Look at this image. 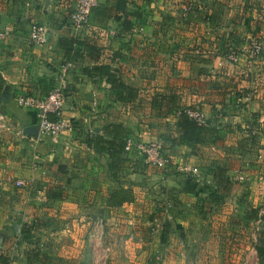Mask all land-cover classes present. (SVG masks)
<instances>
[{
	"label": "crops",
	"instance_id": "0c3cea01",
	"mask_svg": "<svg viewBox=\"0 0 264 264\" xmlns=\"http://www.w3.org/2000/svg\"><path fill=\"white\" fill-rule=\"evenodd\" d=\"M71 1L0 0V28L11 29L9 36L0 41V74L10 84L8 92L0 100V129L3 128L0 131V146H3L0 149V200L13 203L16 210L36 211L30 206L24 208L22 201L16 202L12 197L14 191L22 189L16 187L15 181L22 179L26 185L24 177L31 170L35 185L53 186L58 185L59 180L64 182L65 177L70 179L69 192L74 202L82 198L81 194L88 200L102 194L99 191L101 187L91 184L108 180L106 157L88 148L81 133L93 129L103 134L105 127L112 124H122L127 132H134L133 136L143 140L163 141L164 154L169 159L165 168L149 164L141 166L134 160L137 154H127L128 171L140 181L143 179L144 186L153 179L151 169L159 173L158 184L162 185L167 178H172L170 174L175 171L195 179L189 168H198L201 176L207 178L206 168L215 161L216 164L227 165L228 174L235 182V176L241 171L239 168L250 163L246 160L247 155L253 154V151H247L250 147L260 142L255 149L264 155V54L252 60L249 52L250 36L264 40V17L257 22L258 13L264 16V0H129L130 9L143 12V20L133 18L134 28L129 32L123 31L119 22L103 18V9L111 6L114 0H101L100 11L94 10L91 14L90 31L78 38L101 48V53L98 58L93 52L89 55L84 53V58L72 61L73 66L66 77V114L72 120V128L61 134L57 142L47 136L34 139L21 134L24 140L12 137V123L17 121L21 124L22 131L26 126L38 124L33 110H18L20 115H15L19 118L11 113L12 104H17V95L44 97L58 70L54 69L58 56L52 50L63 51L57 41L62 37L77 38L79 35L73 31L66 11L68 7L73 9ZM32 19L48 22L45 24L49 28L47 45L29 43L30 29L35 21L30 28L26 22ZM95 33L106 35L102 44H97ZM232 52L238 54V61L230 59ZM67 61L66 57L64 63ZM95 62L118 68L124 81L139 90L138 97L128 102L117 101L104 79L90 78L79 68L80 65L93 66ZM248 89L253 91L251 103L237 106L236 96ZM163 92L178 94L181 108L201 113L205 125L218 128L217 136L209 138L196 152L174 143L172 139L178 136L176 122L179 111L159 117L152 109L153 97ZM3 104L4 107L1 106ZM246 123L259 128L257 137L246 135ZM15 139L20 143L14 145ZM21 143L38 149L35 152L39 153L40 160L36 168L32 167V155L23 152ZM256 161L259 162L258 158ZM59 165L64 171L58 170ZM65 171L66 174L63 173ZM173 182L167 181L168 184ZM197 183V187L190 185L186 189L196 188L195 195L187 202L190 205L198 200L197 189L206 186L205 179L203 183ZM139 187L143 186L139 184ZM47 188L43 187V192L38 190L46 201ZM140 189L144 199L145 189ZM237 190L234 183L232 195ZM137 202L131 208L137 207ZM151 202H147L148 209L154 205ZM71 208V216H80L86 211L76 205ZM228 211L217 215L218 220L226 219ZM172 213L171 217H165L172 220ZM3 231L5 229L0 230V248L7 247L2 243L6 238ZM188 235L193 237L188 242L196 240L202 257L198 263L210 264L219 257L220 248L226 245L221 239L226 238L227 241L230 232L218 224L201 226ZM178 245L183 249L185 242L180 241Z\"/></svg>",
	"mask_w": 264,
	"mask_h": 264
},
{
	"label": "rangeland",
	"instance_id": "374dc122",
	"mask_svg": "<svg viewBox=\"0 0 264 264\" xmlns=\"http://www.w3.org/2000/svg\"><path fill=\"white\" fill-rule=\"evenodd\" d=\"M73 2L74 0L71 1V4ZM66 11L70 15L72 8L68 7ZM91 19L78 32L77 38L84 37L90 31ZM262 20L263 18L257 22ZM33 21L48 25V22L43 19H32L26 22L27 28H30ZM99 33H95L98 38V40L96 39L98 45L104 42L102 39H106V35ZM52 51L58 56L55 59L54 69L56 71L58 68V70L53 77V86L60 83L66 86V78L65 81L61 82L58 75L66 56L63 51ZM1 106L4 107L5 104ZM11 109V113L18 117L19 111L22 110L23 112V109L26 108L21 109L17 104L16 106L12 104ZM12 125L14 127L12 126L11 136L22 139L20 137L22 125L17 124V121ZM18 131L20 135L17 134ZM90 132L96 133L93 129L88 131V133ZM128 133L133 136L134 132ZM86 134L87 132H83L82 137L84 138ZM17 139L13 140L14 145L20 143V140ZM257 143L260 144V142ZM258 144L257 146H259ZM21 146L23 152L32 155V160H34V154H37L35 151L38 149H32L30 145L27 146L22 143ZM257 146L254 144L247 150L248 152L253 151V154L246 157V160L250 162L248 166H246L247 163L244 164L246 181H235L238 190L234 192V196L232 195L214 208H210L208 204L205 211L198 207V201L191 203V205L187 203L190 200L189 197L195 195L196 188L186 190L185 178L187 177L181 176L180 171L173 172L170 174L173 175L172 178H167L165 184L159 185V173L151 169L153 179L145 186L143 179L140 181L135 175H132L131 171H127L124 179L127 184L130 185L131 183L134 199L117 209L110 208L105 203L109 193L116 186L109 178L108 180L102 179L103 183L91 184L95 187H101L99 191L102 194H96L88 200L86 195L80 193L79 196L82 198H78L79 200L74 202L70 197L72 193L69 192L71 186L65 177L64 182L59 180L58 183L66 187L65 195L60 202H55L58 200L49 201L47 199L46 201L43 194L38 192L39 189L43 192V187L49 186L47 184H33L36 181L32 180L33 172H31L32 170L27 171V176L24 177L27 180L26 185L22 187L16 185L22 189L20 192L14 191L12 197L16 202L22 201L24 208L30 206L36 211L26 213L24 209L16 210L13 203H4L3 200H0V215L3 217L2 219L0 217V230L5 229L3 232L7 238V240L4 238L2 241V243L7 244V247H1L0 254L5 253L9 257L10 264H200L198 261L202 257L199 256L196 240L188 242L193 238L188 234L195 233V230L201 226L214 227L219 224L225 231L228 230L230 235L227 236L229 237L227 241L226 238L221 239L222 242L225 241L224 244L226 245L220 248L219 257L210 264H259L256 244L260 238H264V219L258 221L242 219L243 210L237 205L239 198L246 195L249 207L257 208L259 215L264 216V155L257 153L255 149ZM1 148L3 146H0ZM138 157H135L134 160L146 167L148 164L142 160L139 161L140 158L137 159ZM257 158L259 162L256 161ZM61 166L59 165L58 170ZM241 167L239 170L244 169ZM168 180L174 182L168 184ZM139 184L143 187H139ZM140 188L145 189L146 197L144 199H142L140 193L142 189ZM183 196L185 199H181ZM150 200L154 202V205H150L148 209L147 202ZM169 200L173 203V208H171L172 220L166 218L163 208L165 202ZM134 202H137L138 205L131 208ZM74 205L86 210L83 215H69L71 207ZM227 210L230 213L226 219L218 220L216 216ZM202 211L206 213H201ZM23 223L34 225V244L29 245L21 241ZM153 227L156 228L154 233H152ZM180 241L185 242L183 249L179 248ZM227 244L229 245L227 246ZM34 246L39 249L40 259L31 262L24 256V250Z\"/></svg>",
	"mask_w": 264,
	"mask_h": 264
},
{
	"label": "trees",
	"instance_id": "16d2710c",
	"mask_svg": "<svg viewBox=\"0 0 264 264\" xmlns=\"http://www.w3.org/2000/svg\"><path fill=\"white\" fill-rule=\"evenodd\" d=\"M99 8L94 10L100 11ZM93 10V11H94ZM103 18L106 20L113 19L119 22L122 26L123 31L129 32L134 28L133 18L143 20V12L138 9H130L129 0H114L111 6H107L103 9ZM58 45L63 49L65 56L68 61H75L77 59L84 58V53L93 52L96 58L101 53V48L96 47L88 42L78 40L73 36L62 37L59 39ZM91 58V57H89ZM94 59V58H91ZM95 61V60H94ZM80 70L84 75L93 78L97 77L104 79L110 86L111 94L114 99L120 102H128L133 98L138 97V89L124 81L118 68L113 67L111 64L95 62L93 66L80 65ZM54 81L51 80L48 92L54 87ZM10 84L0 74V98L6 95L5 91L8 92ZM48 94V93H47ZM152 109L155 115L159 117H165L172 115L175 111H179L178 120L176 122L178 136L172 141L179 145L190 148L193 152H196L198 148L207 143L208 139L212 136H217L219 132L216 126L210 124L202 125L195 118L190 117L185 109L180 106V97L175 93H157L152 100ZM82 135V133H81ZM130 136L126 128L122 124L107 125L104 129V133H95L91 136L87 132L83 138V143L88 148L95 150L97 154L106 157V167L108 172V178L115 183V188L111 190L108 198L105 200L106 204L110 208H120L125 204L130 203L134 199V192L132 185L124 179L126 172L128 171L127 150H126V139ZM136 153V152H133ZM139 161H144V157L136 153ZM61 171H64L63 166ZM63 173H67L66 171ZM205 187L197 189L198 194V207L205 211L207 205L210 208H214L220 205L227 198L231 197L234 189V181L228 174V168L226 164L213 163L206 170ZM209 180L210 182H207ZM67 183H70V179L67 178ZM185 185L189 188L190 185L198 186L195 179L191 177L185 178ZM66 192V187L62 184L49 186L45 195L49 201L63 199ZM243 195L237 201L239 208L243 210L242 219L249 221H258L264 219V216L259 215L257 208L249 207L248 200ZM202 211L201 213H206ZM34 225L23 223L21 230V241L27 244L35 243ZM256 250L258 253L259 264H264V238H260L256 244ZM25 257L27 260L36 261L40 259L39 249L34 247L26 248L24 250ZM0 264H10L9 257L6 254H0Z\"/></svg>",
	"mask_w": 264,
	"mask_h": 264
},
{
	"label": "built area",
	"instance_id": "2783aa9c",
	"mask_svg": "<svg viewBox=\"0 0 264 264\" xmlns=\"http://www.w3.org/2000/svg\"><path fill=\"white\" fill-rule=\"evenodd\" d=\"M74 6L70 14V23L74 32H79L86 24H88L93 10L99 6L101 0H74ZM263 14L257 17V20L262 19ZM11 32L9 27L0 28V41L6 39ZM30 41L37 46H44L48 44L49 41V28L45 24H40L35 22L30 29ZM249 52L251 54L252 60L260 58L264 54V40L260 37L250 36L249 41ZM230 59L233 61H238L239 56L236 52L230 54ZM73 62H65L59 70V79L61 82L65 81L69 70L72 68ZM67 92L66 87L63 83L54 86L48 94L44 97H36L29 94H19L16 97V103L21 108L32 109L36 113L39 124V138L42 136H47L52 138L54 142H57L58 137L70 130L73 126L71 118L66 114V104H67ZM253 99L252 90H242L238 93L235 98V104L237 106H244L251 103ZM190 117L195 118L200 124L205 125L204 116L196 111L187 110ZM259 128H256L251 123L245 124V133L248 137L254 138L259 134ZM23 134V131L22 133ZM91 136L93 133H91ZM24 135V134H23ZM25 136V135H24ZM164 143L160 140L146 141L139 137L129 136L126 139V150L128 153L136 152L142 155L145 162L149 165H154L159 168H165L169 164V159L164 154ZM39 153L34 154L32 164L33 168L38 166L37 161L39 160ZM248 166V163L246 164ZM246 169V167H244ZM189 170L195 176L196 182H204V179L198 168H189ZM247 179L245 170H241L235 176V180L238 182H245ZM210 182L209 180H206ZM16 185L22 187L25 185L24 180L15 181ZM46 196V195H45ZM164 214L168 217L171 214V208H173V203L169 200L165 202ZM171 217V216H170ZM156 228H152V233H154Z\"/></svg>",
	"mask_w": 264,
	"mask_h": 264
},
{
	"label": "water",
	"instance_id": "95a60500",
	"mask_svg": "<svg viewBox=\"0 0 264 264\" xmlns=\"http://www.w3.org/2000/svg\"><path fill=\"white\" fill-rule=\"evenodd\" d=\"M5 93H7V91H5ZM2 98H3V96H1L0 100ZM39 129H40L39 124L26 126L23 128V134L25 136H27L28 138L38 139L39 138Z\"/></svg>",
	"mask_w": 264,
	"mask_h": 264
}]
</instances>
